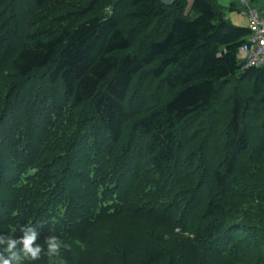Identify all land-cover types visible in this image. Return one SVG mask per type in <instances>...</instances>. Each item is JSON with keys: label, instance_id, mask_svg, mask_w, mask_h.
Here are the masks:
<instances>
[{"label": "trees", "instance_id": "trees-1", "mask_svg": "<svg viewBox=\"0 0 264 264\" xmlns=\"http://www.w3.org/2000/svg\"><path fill=\"white\" fill-rule=\"evenodd\" d=\"M186 3L0 0V232L66 264H181L182 235L264 264V66L238 3Z\"/></svg>", "mask_w": 264, "mask_h": 264}, {"label": "clouds", "instance_id": "clouds-1", "mask_svg": "<svg viewBox=\"0 0 264 264\" xmlns=\"http://www.w3.org/2000/svg\"><path fill=\"white\" fill-rule=\"evenodd\" d=\"M68 249L70 245L58 235L41 237L39 228L31 223L0 232V264H36L44 259L48 264H66L63 252Z\"/></svg>", "mask_w": 264, "mask_h": 264}, {"label": "built area", "instance_id": "built-area-1", "mask_svg": "<svg viewBox=\"0 0 264 264\" xmlns=\"http://www.w3.org/2000/svg\"><path fill=\"white\" fill-rule=\"evenodd\" d=\"M262 0H238L241 15L247 18L250 34L238 50V59L243 69L261 68L264 66V6Z\"/></svg>", "mask_w": 264, "mask_h": 264}, {"label": "rangeland", "instance_id": "rangeland-1", "mask_svg": "<svg viewBox=\"0 0 264 264\" xmlns=\"http://www.w3.org/2000/svg\"><path fill=\"white\" fill-rule=\"evenodd\" d=\"M161 1L163 3L168 4L171 0H161ZM219 1H223V0H219ZM79 3L81 4V1H79ZM191 3H192V0H187L186 6L184 9L185 14L188 13V11L190 10ZM237 3H238V1H237ZM238 5H239V3H238ZM224 6L228 7L229 3L225 2ZM259 6H264V0H262L258 3L257 8ZM226 13L234 25L241 26V27H248L249 24H248L246 17L242 16L238 12L226 11ZM151 84H153V86L157 85V83H155V82H152ZM228 91H229V89H225V91L223 92L224 97L230 96L229 94L231 91H229V92ZM160 95H162V94H160ZM243 202H244V204H247L245 202V200ZM128 218H130V217H128ZM175 233L180 234L178 232V230H175ZM180 237L182 239H177V240H175L176 238L173 239V242H179L178 245H177V243L174 245V246L177 245L175 253H176L178 260H180L179 262H181V264H197L198 262H201L203 260L204 255H203L202 249H200L199 245L192 240L188 241L186 235H182ZM188 237H189V240L194 238L193 236H191V237L188 236ZM173 249L175 250V247H173ZM182 254L185 255L186 258H181L180 255H182ZM88 260L90 261L91 264H96V261H92L90 259H88ZM218 260H219V258L216 257V262Z\"/></svg>", "mask_w": 264, "mask_h": 264}, {"label": "crops", "instance_id": "crops-1", "mask_svg": "<svg viewBox=\"0 0 264 264\" xmlns=\"http://www.w3.org/2000/svg\"><path fill=\"white\" fill-rule=\"evenodd\" d=\"M237 1H238V0H223V1H219V0H217L218 4H219L220 6H222V7H224V8H227V7L224 6V3H225V2L229 3V5H230V4H232V3H237ZM170 2H171V1H170ZM227 17H228V16H227ZM229 19H230V18H229Z\"/></svg>", "mask_w": 264, "mask_h": 264}]
</instances>
